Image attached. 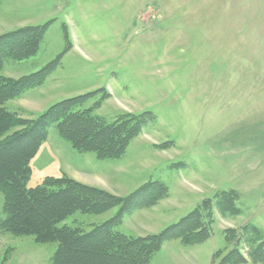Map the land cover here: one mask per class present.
<instances>
[{
  "label": "rangeland",
  "instance_id": "374dc122",
  "mask_svg": "<svg viewBox=\"0 0 264 264\" xmlns=\"http://www.w3.org/2000/svg\"><path fill=\"white\" fill-rule=\"evenodd\" d=\"M46 24L38 52L7 59L2 76L20 80L66 52L41 86L5 107L33 121L97 92L81 111L144 123L119 160L78 153L50 127L28 187L67 177L120 198L166 187L164 199L123 217L117 231L133 237L158 234L210 200L211 238L167 241L150 264H220L236 248L245 264H264L252 262L244 237L227 240L250 228L264 241V0H0V36ZM222 193L234 195L237 214L220 211ZM3 207L0 194V218ZM117 211L76 213L62 225L88 232ZM57 247L0 231V264H53Z\"/></svg>",
  "mask_w": 264,
  "mask_h": 264
},
{
  "label": "trees",
  "instance_id": "16d2710c",
  "mask_svg": "<svg viewBox=\"0 0 264 264\" xmlns=\"http://www.w3.org/2000/svg\"><path fill=\"white\" fill-rule=\"evenodd\" d=\"M49 26L26 27L0 36V194L4 199L0 231L32 237L41 245L58 244L53 264H150L167 241L182 240L185 245L207 242L211 238L208 222L213 215L210 200L158 234L133 237L117 231L131 209L151 207L166 197L168 189L156 183L125 198L67 177L46 178L41 185L28 187L31 162L48 138L50 127L55 125L60 137L78 153H92L99 160H119L144 123L143 116H124L107 124L91 109L81 111L80 107L97 92L61 101L33 121L21 120L5 107L7 102L41 86L59 66L66 51L28 77L11 80L2 76L7 59L22 61L38 52ZM234 200V195L222 193L220 211L237 214ZM114 209L118 211L113 218L88 232L62 225L76 213L100 216ZM251 235L250 228L240 233L230 231L227 240L244 237L252 262L264 263V241ZM221 256L218 252L215 258ZM247 262L236 248L220 264Z\"/></svg>",
  "mask_w": 264,
  "mask_h": 264
}]
</instances>
